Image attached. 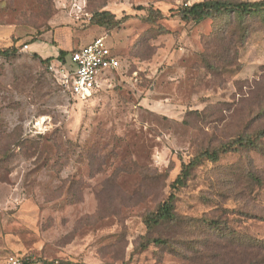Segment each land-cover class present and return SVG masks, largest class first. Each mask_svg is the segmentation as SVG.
<instances>
[{
    "label": "rangeland",
    "instance_id": "1",
    "mask_svg": "<svg viewBox=\"0 0 264 264\" xmlns=\"http://www.w3.org/2000/svg\"><path fill=\"white\" fill-rule=\"evenodd\" d=\"M198 1L0 0L18 49L0 52V240L59 264H238L234 230L264 239V15L183 20ZM98 37L121 66L87 98L35 55ZM172 193L176 218L149 225Z\"/></svg>",
    "mask_w": 264,
    "mask_h": 264
},
{
    "label": "trees",
    "instance_id": "2",
    "mask_svg": "<svg viewBox=\"0 0 264 264\" xmlns=\"http://www.w3.org/2000/svg\"><path fill=\"white\" fill-rule=\"evenodd\" d=\"M181 18L185 21H201L214 16H222L224 14H235L238 17L246 18L257 15H264V0L258 1H227V0H202L198 2L189 3L186 2L183 7L179 9ZM103 14H109L105 12ZM16 39H13L12 45L3 47L1 49L3 53H8L11 49L18 50L16 47ZM19 48V47H18ZM75 50V49H74ZM73 51V50H72ZM71 51L61 49L58 56H50L41 58L42 62L48 64L53 60L66 61L67 56ZM35 55H38L35 53ZM39 56V55H38ZM264 136V130L260 133ZM243 143L242 139L239 140ZM220 150L213 152H205L204 154L208 159L217 160L220 156ZM194 165V162L185 166L183 174H180L175 180L176 183L185 184L190 175V168ZM252 179L257 181L258 177L255 174H251ZM175 214V194L172 193L163 203L159 206L154 215L149 217V225L162 224L167 221L174 220ZM212 229L218 230L222 233V229H219L218 222L211 221ZM233 240L237 245L243 246L246 249V257L244 261H240L238 264H264V239H260L254 236H248L244 240L239 238V233L233 231ZM157 243H162L161 239H156ZM43 264H59V261L53 259L42 258Z\"/></svg>",
    "mask_w": 264,
    "mask_h": 264
},
{
    "label": "built area",
    "instance_id": "3",
    "mask_svg": "<svg viewBox=\"0 0 264 264\" xmlns=\"http://www.w3.org/2000/svg\"><path fill=\"white\" fill-rule=\"evenodd\" d=\"M28 49L29 44L25 43L23 50ZM120 66V56L115 48L105 37H98L71 51L66 61H51L47 69L65 91L75 97L87 98L101 86L103 77ZM0 264H43V260L30 252H10Z\"/></svg>",
    "mask_w": 264,
    "mask_h": 264
},
{
    "label": "crops",
    "instance_id": "4",
    "mask_svg": "<svg viewBox=\"0 0 264 264\" xmlns=\"http://www.w3.org/2000/svg\"><path fill=\"white\" fill-rule=\"evenodd\" d=\"M53 33H54V35H55V33H56V30H53L52 31ZM11 36V35H10ZM57 39V38H56ZM28 44H29V42H27ZM10 45H12V42H8L7 43V45H5V46H10ZM32 49V46H31V44H29V49H28V52H30V50ZM61 49H63V48H61ZM60 49V50H61ZM64 50H67V49H64ZM60 52V51H59ZM35 53H37L39 56H41V57H43V58H46V57H44V56H42L39 52H35ZM59 54V53H58ZM58 54L57 55H52V56H58ZM48 57H50V56H48ZM112 73V72H111ZM111 73H109L108 75H110ZM107 75V76H108ZM107 76H105V77H103L102 79H101V85H103V83H104V79L107 77ZM100 88V87H99ZM98 88V89H99ZM29 201H27V203H28ZM21 213H23L24 214V210L23 209H21V211H20ZM11 236H12V234H4V237H3V239L2 240H0V261L2 260V259H4L5 257H6V255L8 254V253H10V252H28V251H26L24 248H25V245L23 244V243H20V242H13L12 241V238H11ZM6 251H9V252H6Z\"/></svg>",
    "mask_w": 264,
    "mask_h": 264
}]
</instances>
